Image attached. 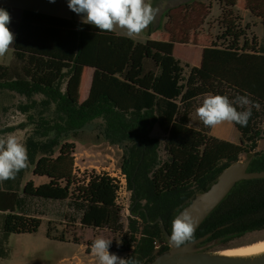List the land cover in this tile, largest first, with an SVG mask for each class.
<instances>
[{
  "label": "trees",
  "instance_id": "obj_1",
  "mask_svg": "<svg viewBox=\"0 0 264 264\" xmlns=\"http://www.w3.org/2000/svg\"><path fill=\"white\" fill-rule=\"evenodd\" d=\"M0 7L11 16L9 7ZM226 37L230 41L225 46L206 48L200 67H191L175 57L173 43H137L89 24L24 11L12 62L0 65V91L27 98L31 103L20 107L23 113L36 110L28 115L27 125L16 129L35 127L24 141L28 167L0 183V259L8 256L11 234L37 233L45 217L55 211L48 207L66 206L55 215L84 229L122 234L121 252L148 264L170 248L161 221L171 233L172 220L226 168L255 153L249 171H264V154L259 156L263 150L256 152L264 138V39L249 42L240 29ZM82 67L95 72L89 97L78 105L73 93L63 94L60 86ZM208 93L230 100L247 93L259 104L252 107L246 127L232 123L238 144L213 137L212 128L191 126L198 102ZM38 95L43 96L40 102L35 99ZM103 114L116 125L113 129L134 142L135 169L130 173L129 166H123L134 193L132 213L138 216L130 217L128 232L123 208L117 204L116 181L105 173L78 174V134H66ZM126 117L151 120L164 137L168 159L152 175L157 147L150 138L152 127L125 123ZM32 178L47 182L38 186ZM260 231H264V179L239 183L190 241L212 233L208 242L223 239L217 248ZM51 232L49 226V238ZM156 241L162 243L160 249Z\"/></svg>",
  "mask_w": 264,
  "mask_h": 264
},
{
  "label": "rangeland",
  "instance_id": "obj_2",
  "mask_svg": "<svg viewBox=\"0 0 264 264\" xmlns=\"http://www.w3.org/2000/svg\"><path fill=\"white\" fill-rule=\"evenodd\" d=\"M153 7H157L156 0L150 2ZM212 15L208 16L210 7ZM177 6H181L180 14L175 13ZM159 11H167L170 14V20L178 29L188 28L194 30L201 35L206 33L214 37L212 45L225 46L230 40L226 37L229 31L243 30L246 33L247 39L252 41L253 38L259 40L264 39V0H159ZM175 13V14H174ZM191 15V17H190ZM197 19H196V18ZM207 21V25L203 21ZM181 21L184 23L181 25ZM196 21V22H195ZM195 22V23H194ZM18 19L12 17V30L17 28ZM15 32H17L15 30ZM226 37V38H225ZM244 39H241V46ZM12 62V49L5 56L0 57V65L8 66ZM92 74L85 73L84 70H78L77 74L63 81L60 86L63 94L73 93L75 103L81 105L85 100H81L85 95V88ZM87 78V79H86ZM88 94H86L87 96ZM88 97V96H87ZM36 101L40 102L43 96H36ZM203 98L198 102L196 108L202 103ZM31 102L18 94L0 91V136L8 133H15L24 143L26 136L33 131L34 125H29L27 128L17 130L16 128L27 125L28 115L20 110L26 104ZM195 108V109H196ZM54 109V106H53ZM106 113V110H104ZM105 114L98 118L92 119L80 129L66 130V134H78L76 142V169L78 174L82 175L85 172L104 173L107 170L123 169L124 165L129 166L128 170L131 173L137 164L135 155L132 153L134 142L131 138H125L118 133L115 124L108 123L105 119ZM125 123L136 122L141 123L147 128L152 127L150 138L157 141V147L154 154V163L150 169V174L168 159L164 149L163 135L151 120L145 117H126L123 120ZM112 128H109V126ZM191 126L195 129L207 130L203 123L199 120L196 112L192 115ZM234 133L231 134L230 141L239 143V134L236 128L230 123ZM14 129V130H12ZM16 129V130H15ZM223 129V128H222ZM133 135V134H131ZM215 137V130L210 133ZM216 138V137H215ZM221 138V137H219ZM234 139V140H233ZM264 149V138L259 140L256 152ZM134 156V157H133ZM131 163L129 160H131ZM247 156L241 157V160H246ZM128 162V164H127ZM126 173V172H124ZM129 176L128 173H126ZM36 185H41L47 182L46 179L32 178ZM129 181V177H128ZM129 211H132L134 203V193L130 188ZM145 203V202H143ZM47 209L55 210L50 212L43 220L39 231L35 234H11L7 241L8 256L6 259H0V264H70L77 263L79 257H82L81 244L91 245L92 241L97 237H104L112 240L109 247L110 250L122 253L120 248L122 245L123 235L113 233L108 229L93 230L84 229L79 225L74 224L69 218L58 217L56 211L66 210L67 207H53ZM138 219V216L132 213ZM1 219V218H0ZM130 217L124 211L122 217L125 231H129ZM141 222V220H139ZM49 226L52 230L51 237H48ZM63 237V238H62ZM55 238V239H54ZM62 239L64 241H60ZM264 242V231L246 234L242 237L235 238L225 246L214 248L213 251L224 252L227 250H235L243 247H249L257 243ZM78 243V244H77ZM80 244V245H79ZM120 255V254H119Z\"/></svg>",
  "mask_w": 264,
  "mask_h": 264
},
{
  "label": "clouds",
  "instance_id": "obj_3",
  "mask_svg": "<svg viewBox=\"0 0 264 264\" xmlns=\"http://www.w3.org/2000/svg\"><path fill=\"white\" fill-rule=\"evenodd\" d=\"M55 2V0H50ZM68 8L82 18V23L100 31L123 30L129 39H135L152 24L159 13L149 0H68ZM9 12L0 7V57L6 55L14 44L15 35L9 29ZM252 107L259 104L250 99V94L237 95L230 100L226 95L208 93L195 109L205 127H216L224 122L246 127L252 115ZM29 164L26 144L15 133L0 136V183L14 179ZM196 223L187 210L172 220L170 240L176 247L190 241ZM112 240L97 237L91 243V251L99 264H141L139 260L121 258L109 252Z\"/></svg>",
  "mask_w": 264,
  "mask_h": 264
},
{
  "label": "crops",
  "instance_id": "obj_4",
  "mask_svg": "<svg viewBox=\"0 0 264 264\" xmlns=\"http://www.w3.org/2000/svg\"><path fill=\"white\" fill-rule=\"evenodd\" d=\"M149 2H151V0H149ZM156 2H157V7H158L159 0H156ZM0 6H7L11 9L12 11L11 19L12 17L18 19V23L16 24L17 27L20 23L21 15L24 11H33V12H37V13H41V14H45L49 16L64 18V19L73 20V21L82 23L81 16L74 13L68 8V0H55L54 3L50 2V0H0ZM177 7L178 8L175 9V13H177L178 14L177 16H179L181 12L180 11L181 6H177ZM212 8H213V5L209 9L210 11L208 12V16L209 15L211 16L213 14ZM171 9L167 11L171 12ZM167 11L165 12L159 11L158 15L156 16L155 21L152 24H150V26L144 32H142L138 37L132 40L137 43H142V44H145L148 41L173 43L175 46L174 55L178 60H180L183 64L190 65L191 67H200L201 62H202L203 51L206 48H210L213 46L212 42H213L214 37H212V35H209L207 33L205 35L198 34L194 30V28L188 29L185 27L183 29H178L174 25V22L169 19L171 15L168 14ZM183 24L184 23L181 21L182 26ZM203 24L207 25L206 19H205V22L203 21ZM11 27H12V24L10 23L9 29L14 33L15 38H16L15 30L17 31V28L12 30ZM113 33H116L117 35L127 38L123 30L117 29ZM261 41L262 40L258 39V42H261ZM14 44H15V41H14ZM14 44L10 47L12 49V55H13ZM79 69L80 70L83 69L85 73L92 74V77L87 82L89 83V85H87V87L85 88L86 89L85 95H83L81 98V100L86 101L87 98L89 97V93H90V89H91V85L93 81V75L95 71L94 69L87 68V67H82ZM86 94H88L87 95L88 97L86 96ZM213 130H215L216 138L231 142L229 139L231 137V134L234 133V131L232 127L230 126L229 122H224L220 125H217L216 127H212V131ZM234 144H237L236 141L234 142ZM39 179H42V178H39ZM81 248H82V257L77 258L78 262L76 264H99L97 257L94 256L91 251V245L81 244ZM108 250L110 253H114L121 258L126 259L128 257V255L123 252L118 253L110 249ZM70 264H75V263L70 262Z\"/></svg>",
  "mask_w": 264,
  "mask_h": 264
},
{
  "label": "water",
  "instance_id": "obj_5",
  "mask_svg": "<svg viewBox=\"0 0 264 264\" xmlns=\"http://www.w3.org/2000/svg\"><path fill=\"white\" fill-rule=\"evenodd\" d=\"M263 154L264 149L259 156ZM256 157L257 155L254 153L247 156L246 160H239L231 164L219 175L216 182L208 190L196 195L178 215L187 210L196 223V232L239 183L264 179V171H249ZM161 226L170 248L148 264H264V253L253 256H227L223 255L225 251H213L212 249L218 246L223 239L208 242L213 235L212 233L176 247L170 240L171 233L167 231L162 221Z\"/></svg>",
  "mask_w": 264,
  "mask_h": 264
},
{
  "label": "built area",
  "instance_id": "obj_6",
  "mask_svg": "<svg viewBox=\"0 0 264 264\" xmlns=\"http://www.w3.org/2000/svg\"><path fill=\"white\" fill-rule=\"evenodd\" d=\"M111 178H113L116 181V184L118 185V192H117V204L123 208L122 215L124 216V211L128 214L129 217L135 218L132 215V211H129V197L128 195L131 193L129 190V181L128 176L126 173H124L123 169H112L107 170L104 172ZM156 249H160L162 246V243L160 241H156L155 243Z\"/></svg>",
  "mask_w": 264,
  "mask_h": 264
},
{
  "label": "bare ground",
  "instance_id": "obj_7",
  "mask_svg": "<svg viewBox=\"0 0 264 264\" xmlns=\"http://www.w3.org/2000/svg\"><path fill=\"white\" fill-rule=\"evenodd\" d=\"M264 253V242L257 243L249 247H243L235 250H227L223 255L227 256H253Z\"/></svg>",
  "mask_w": 264,
  "mask_h": 264
}]
</instances>
